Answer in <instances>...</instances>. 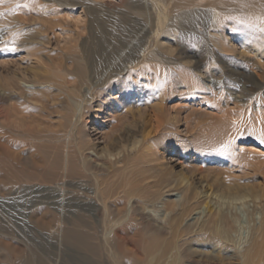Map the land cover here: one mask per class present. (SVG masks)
Returning a JSON list of instances; mask_svg holds the SVG:
<instances>
[{
  "label": "bare ground",
  "instance_id": "1",
  "mask_svg": "<svg viewBox=\"0 0 264 264\" xmlns=\"http://www.w3.org/2000/svg\"><path fill=\"white\" fill-rule=\"evenodd\" d=\"M34 1L39 6L25 9L31 19L34 17L32 20L41 24L33 35L22 40L7 39V27L0 24V54L7 60L0 66L10 65V57L19 52L29 58L26 67L2 80L5 89L0 87V106L19 102L16 119H30L34 125L41 122L45 126L54 117L58 120L59 130L51 135L46 130L30 131V127L22 130L23 136L33 142L46 140L41 158L29 155L26 161L25 165L33 171L28 174L24 168L27 174L22 175L39 177L36 180L42 186L31 183L34 189L54 194V202L45 198L48 202H41L39 207L49 210L48 215L55 213L59 235L92 258L104 252L103 259L106 256V262L113 264L144 262L160 249H164L161 259L175 252L168 264H264V217L260 227L246 236L243 218L230 215L225 209L250 195H238L237 185H223L225 188L218 190L222 195L210 193L211 186L193 187L191 179L164 169L172 152L198 161L200 173L210 172L218 163V167L222 163L231 167L253 165L247 154L237 153V143L245 142L246 135L258 143L264 137V72L258 62L253 68L259 73L249 68V55L264 57V0H142L145 7L134 8L133 14L111 11L103 0H50V5H40L38 0L14 3ZM76 6L82 10V25H72L68 20L69 14L78 13ZM119 15H127L135 24L140 21L137 16L155 20L142 33L133 52H125L131 42L117 49L111 47L118 38ZM11 19L18 22L15 29L26 27L18 14ZM110 19L116 21L114 29L106 32L100 25ZM189 30L210 42L207 53L184 46L183 37ZM99 31L113 40L98 44ZM112 49L113 55L103 58L106 62L101 61V56ZM237 59L243 62L240 64ZM238 64L241 71L229 70ZM236 77L237 86L232 82ZM54 90L63 97H53ZM209 92L212 100L207 97ZM179 96L188 97L191 104H204L207 113L194 107L188 113L184 108L172 112L166 102ZM221 101L228 110L221 109ZM255 105L261 110H256ZM254 110L263 115L257 118ZM144 116L154 121L152 130ZM4 118L9 119L7 112L0 109V119ZM198 118L206 121L202 123ZM90 124L95 125L94 135L99 136L96 139ZM135 133H140L139 140L121 146L122 152H114L116 145L127 142ZM16 149H20L17 144L0 136V166L5 174L0 180L4 179L7 185L21 181L5 167L17 160ZM23 185L22 188L29 187ZM179 190L181 201H165V194ZM10 191L0 193L1 201L3 197L15 196ZM213 193L219 202L208 201ZM203 198L206 202L201 201ZM226 198L228 202L224 201ZM254 198L262 201L264 193ZM158 201L173 214L177 209V216L168 223L153 222L148 204ZM203 207V221L183 223ZM34 215L35 220L40 219ZM68 215L73 217L70 226L65 225ZM241 231L236 242L233 235Z\"/></svg>",
  "mask_w": 264,
  "mask_h": 264
},
{
  "label": "rangeland",
  "instance_id": "2",
  "mask_svg": "<svg viewBox=\"0 0 264 264\" xmlns=\"http://www.w3.org/2000/svg\"><path fill=\"white\" fill-rule=\"evenodd\" d=\"M14 1L15 0H0V20H1L0 24H3L4 26H6L7 30H9V31L6 30V32H5L6 33L5 35H8L7 39H11V40L12 39L16 40L17 38H18V40L19 39H21V40L26 39V37L33 35V32H35L38 29H41V24L39 22H36L35 19L32 20L34 17L31 19L29 17L30 14H28V11L26 12L27 15H26L25 11L30 9L31 6L36 7L39 5H37V1L29 3L30 5L24 4V3L22 5L21 4L17 5L14 3ZM103 2L111 11H115V10L116 11H123L124 13L125 12H131L132 14H133L134 8L142 9L145 7L144 2L142 0H103ZM38 3L40 5H50L51 4L50 0H38ZM76 10L78 11V13H76L74 15L69 14L70 16H69L68 20L72 25H76V24L82 25L84 23V21H83L84 18L81 15L82 10H81V8H79V6H76ZM15 13L21 17V20L26 25V27H17L18 30L15 29V26H17L18 22H15L11 19V16L16 15ZM137 17L139 18L140 21H139V23L135 24V23H132V20L127 15H123V16L119 15L118 16V18L120 20L119 22L116 23V24H118V31L116 34L118 36V38L115 37V39H114L115 44L111 47H113V48L115 47V49H117V48H120L122 45L127 46L128 43L131 42L132 44L130 43V45L128 46L129 49L126 50L125 52L135 51L134 48L137 47V44H139L140 40L143 38V37H141L142 33L145 30H147L148 27H151V25L155 24V20L149 21V20H147V16H144V17L137 16ZM115 22H116L115 19H110L106 22L102 21L101 22L102 25H100V26L106 32L111 31L112 29H114L112 26L115 24ZM104 23L108 24V25H106L108 27L103 26ZM192 23L193 22H191L189 25H192ZM14 32H16V33H14ZM195 34H196L195 32H193V31L191 32L189 30V32L187 33V36L185 35L183 37L184 39L182 42H183L184 46L189 47L191 50L197 51L199 53H202V52L207 53L206 48L210 44V42L207 39H205L203 37L200 38L199 35H197V34L195 35ZM97 36L99 39L98 44H102L103 42H104V44H106V42H108L110 39L113 40V38H111L112 36H110L108 34L104 35V34H102L101 31H99ZM103 38H105V39H103ZM257 47L255 48L256 50H258ZM258 48H260V46ZM263 48L264 47L261 46V49H263ZM95 52H97V51H95ZM114 52L115 51H113V49L109 53L104 51V54L105 53H107V54H105V55L103 54L104 56H101L102 60L101 59L100 60L103 61L104 59L110 58V55H113ZM128 54H130V53H128ZM15 55L16 56L14 58L12 56L10 57V58H12L9 62L10 65H8L6 67L0 66V76H2L0 78V87L2 89H5V87L2 85V80L4 78L8 77L9 73L18 71L19 69H23L24 67H26L27 63L29 62V58H27L25 52H19V53H16ZM249 57L251 58V61L249 63L252 64V66L249 64L250 70H252L254 72L259 71L257 69L255 71V69H254L255 68L254 63L258 62L259 65L262 66L263 72H264V57L258 58L256 56V54H254V55L251 54V55H249ZM1 58H2V55L0 54V65L4 66L5 63L7 62V60L3 59V58L1 59ZM237 60H238V63H240V64H241V62H243L241 59H237ZM240 64L232 65V67L229 70L231 71L232 69H236L237 71H241L240 69L242 68V66ZM239 66H241V67H239ZM257 73H259V72H257ZM238 81H239V77H236L235 79L232 80V82H234L235 86L238 85L237 84ZM179 90H181V89H179ZM211 95L212 94L209 92V94L207 96L209 98V100H212ZM53 97H59V98L61 97L62 98L63 96L59 95V92L57 90H54L53 91ZM190 102L191 101L188 99V97L182 98L179 96V98L167 100L166 104L169 105L170 110L172 112H174L173 110L175 108L176 109L177 108H184L185 113H188L190 111V109H192L194 107V109L202 112L203 114L207 113L205 111L206 107L204 104H202V106H200L199 104H191ZM10 103H11V105H10ZM10 103L2 104L0 106V109H2L5 112V114L7 112V117L9 118L7 120H5V118L0 119V133H1L0 136L4 137V138L8 137L12 143L17 144L18 148H20V149H16L14 152L15 156L17 157V160L14 162H11V164L8 162L5 167L7 168V170L11 171L14 174V176H16L17 178L20 177L19 179L21 181H17V183H16L17 185L16 184L7 185V183L4 179L2 181L0 180L1 183L5 182L4 185L5 184L7 185V186L5 185L6 186V189H5V186L0 183L1 184L0 185V193L1 192L7 193L6 190L7 191L12 190L10 192L15 193V196L13 198L7 197V199H6L3 197L4 200L3 199L2 200L5 202L1 201V199H0V226H1V228H4L3 230L0 228V230L3 231V232L0 231V243H1L0 244V264H94V262H96L95 264H99V263L100 264H113L112 262H110V260L108 261L109 263L106 262V259H108V258H106V256L103 259V256L105 255L104 252H98L99 254H97V256L99 258L97 256H95V258L94 257L92 258V255H90V253H86L85 251L84 252L86 254L83 253L82 250L73 246V244L69 240L62 238L59 235V232L57 231V222L55 221L56 217L54 216L55 213L52 212V214L48 215L49 210H47L44 206L39 207L41 202L47 201V200H45V198H52L49 201L54 202V200H55V199H53L54 194L49 192V191H45L43 189L42 190L38 189L37 187H36L37 189L36 188L34 189V185H32V184L37 183L36 185L42 186L41 183H39V180H36V178H39V177L32 178L33 179V181H32V179L29 176H26V175L23 176L22 173L23 174H27V173L30 174L33 171V169L29 170V168L25 165L26 161L29 160V155H33L37 159L41 158V156H42L41 154L43 151L42 145L44 144V141H46V140L43 139L44 141L42 140V142H40V143H38V141L33 142L31 139L26 138V136H23L24 131H22V130H25L26 128L30 127L29 128L30 131L32 129H35L36 131L39 130L42 133H44L43 130H46L47 134L50 133V135H51L54 132L59 130L58 129L59 123H58V120H56V117L48 119V121L50 123L45 124V126H43L41 124V122H39L38 124H35V125L31 124L30 119H27L26 122L20 121V120L18 121V119H16V115L18 116V112H20L18 110L19 106H17L18 105L17 103H19V102L13 101ZM231 103L233 104V102H231ZM232 104H230L229 107H232ZM256 106L257 105H255L254 108L255 109L258 108V111H260L261 109L259 110V106L258 107H256ZM136 107H138V106H135V109H136ZM140 107L144 108V105L140 106ZM220 107H221V109L226 110L227 104L221 101ZM228 109L229 108H227V110ZM256 110H254V116H256L258 118L259 115H263L262 112L256 113L255 112ZM185 113L183 114L184 116L186 115ZM35 117H39V116L35 115ZM144 117L146 118V121L149 122V126L152 125L150 127V130H152L154 121L152 119L148 118L147 116H144ZM7 121H8V123H7ZM198 121L202 122V121H206V120H204L203 118H198ZM11 123L13 125H11ZM205 123H208V122H205ZM88 127L91 129L90 132L92 133V137L94 139L98 138L99 136H96V134L94 135V132H93L95 130V125L90 124ZM180 131L182 132L183 135H185L184 126H181ZM139 135H140V133H139ZM139 135L135 133L131 137H129L127 142H122L121 144L116 145L114 152L115 153L122 152L123 151L122 147L124 145H130L132 142L134 143L136 140H139L140 139ZM51 140H52V143L54 145L57 144V143L55 144L53 142V139H51ZM103 146L104 145H100L99 147H103ZM117 147H119V148H117ZM237 148H238L237 153L242 152L244 154H247L249 161L252 162V164H253L252 166L247 167V166H243L242 164H237L236 166L231 167L230 164L228 165L227 163H222L223 165H220V167H218L219 163L217 162L218 165L216 164L214 167H212L213 171L212 170L210 172L204 171V173H200L199 172V170H200L199 165L200 164L198 161L193 162V160H189V159L185 158L184 156L180 155L178 152L177 153L172 152L170 154V156L167 157V160L164 162L165 167H166V168L164 167V169H167L170 171L173 170L172 173L174 175H178V176L184 175L188 179H191L190 184L193 183V187H198V188L203 187L204 189L207 187V189H208L211 186L210 193L214 192L216 194L222 195L223 193L218 192V190L225 188L224 186H229V185L231 187L233 185L239 186L240 191H239L238 195L241 196L244 194H248V195H250V197L246 198L247 201H245L246 200L245 199L242 202L235 203L236 204L235 206H232V205L226 206L225 209L228 211V213L230 215L237 214L241 218H243L242 221H243V226H245V228L242 230L246 231V232H244L246 234V236H250L249 233H251L252 229L260 227V225L262 223L261 221H263V217H264V199L262 201L261 200L256 201L254 198L255 195H260V194L262 195V193H264V147H262V145H260V143H258L255 138H253L252 136L246 135L245 142H244V140H240L237 143ZM18 158H20V160H22V163H21V161H18ZM244 158H245V155H244ZM251 158L252 159L254 158L253 161ZM168 159H169V161H168ZM48 160H50V159H48ZM185 160H188L187 163H184ZM255 161H257V162H255ZM23 165H24V167H23ZM169 167H170V169H169ZM24 168L26 169L27 173H25L23 171ZM218 168L221 170H218ZM0 174H3V175H0V179L2 176H5L4 171L2 170L1 166H0ZM6 174H7V172H6ZM34 176H37V175H34ZM25 177H27V179ZM30 179H31V181H30ZM167 179H169V176H167ZM24 182H26V183L30 182V183H27V185L29 184L28 188L26 187L27 185ZM21 183H23L24 185ZM22 185H23V187L25 186L26 188H22ZM9 186H10V188H9ZM31 186H33V187H31ZM29 188H31V191L29 190ZM25 189H26V193L23 192V191H25ZM1 190H3V191H1ZM27 190H29L30 192H28ZM180 191L181 190L174 191L172 194L167 193V196L165 194V198H167L165 201H167L169 199H170L169 202H172V203L174 201L175 202L181 201L182 191L181 192ZM17 193L22 199L17 195ZM19 193H21V194H19ZM41 194H42V196H41ZM43 194H44V196H43ZM26 195H28V196H26ZM224 195H226L225 197H228L227 194L224 193ZM34 196H37V197L35 198ZM179 196H181V197H179ZM10 198H12V199H10ZM39 199H41V200H39ZM43 199H44V201H43ZM215 199H216V201H215ZM7 200H8V202H7ZM11 200H13V201H11ZM201 201L206 202L205 198H203ZM208 201H211V203L219 202L218 198H215V194L212 197V199L209 198ZM224 201L228 202V199L226 198ZM4 203H6V204H4ZM162 204L163 203H161V201L155 202L154 204H148V212L151 213L152 219L154 218L153 222H155V223L156 222H160L162 224H164V222L168 223L169 220H172L173 218H175V216H177V213H178L177 209H174V211H173L174 214H173V213H171V211L166 210ZM153 208H154V210H153ZM156 208H158V210ZM69 209H70V207H69ZM155 209H156V211H155ZM43 210H45V211H43ZM32 212H34L35 215H34V213L32 214ZM203 212H204V207L202 209H199V210L193 212L188 217L189 219L185 218L182 221L185 224H188V223L194 224L197 222L200 223L201 221H203V219L205 217V213H203ZM38 213H39V215H38ZM50 213H51V211H50ZM33 215L38 216V218H40V219L42 218V219L41 220L40 219L35 220L37 217L34 219ZM31 217H32V219H31ZM72 221H73V217L71 215H68V218L65 220V223H66L65 225L68 226L69 224L72 223ZM37 223L41 226H39ZM41 223H43V225L45 223V225L49 226L50 228L46 227L44 225L46 227L45 228L44 226H42ZM55 224H56V226H55ZM246 228L248 230H246ZM243 231H241L240 233H236L237 236L233 235L234 240L236 239L235 240L236 242H238V240L240 238L239 236H241ZM166 237L170 238V236H166ZM10 245L12 246V249L10 248L11 247ZM6 246L9 247V249H7L9 252L6 250V248H8ZM15 247L17 250L15 249ZM75 248L78 251L74 250ZM13 249H14V252H13ZM163 250L164 249H162V250L160 249L153 257H151L147 261L145 260L144 262H141L138 260V262H136V264L137 263L138 264H156V262H158V264H168V262L170 260L172 261L174 259L173 255L175 252L172 251L167 257H165L164 259H161V254H162ZM100 253H102V254H100ZM214 254H216V253H214ZM85 256L88 258L86 259ZM89 256H91V257L89 258ZM102 259H103V262H102ZM145 259H146V257H145Z\"/></svg>",
  "mask_w": 264,
  "mask_h": 264
},
{
  "label": "snow or ice",
  "instance_id": "3",
  "mask_svg": "<svg viewBox=\"0 0 264 264\" xmlns=\"http://www.w3.org/2000/svg\"><path fill=\"white\" fill-rule=\"evenodd\" d=\"M241 23H243V21H241ZM262 31H264V29H262ZM259 140H260V143L264 144V137H260Z\"/></svg>",
  "mask_w": 264,
  "mask_h": 264
}]
</instances>
